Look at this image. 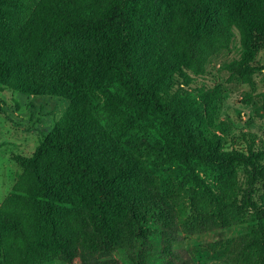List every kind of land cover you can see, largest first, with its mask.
<instances>
[{
    "label": "trees",
    "instance_id": "obj_1",
    "mask_svg": "<svg viewBox=\"0 0 264 264\" xmlns=\"http://www.w3.org/2000/svg\"><path fill=\"white\" fill-rule=\"evenodd\" d=\"M176 2L0 0V85L73 102L0 207V264H264V140L223 150L222 95L191 76L234 27L264 46V0Z\"/></svg>",
    "mask_w": 264,
    "mask_h": 264
},
{
    "label": "rangeland",
    "instance_id": "obj_2",
    "mask_svg": "<svg viewBox=\"0 0 264 264\" xmlns=\"http://www.w3.org/2000/svg\"><path fill=\"white\" fill-rule=\"evenodd\" d=\"M172 5L173 17L178 22L182 19V9L176 0H172ZM187 24L190 25L191 21L187 20ZM233 32L230 47L212 57L202 75H191L194 88H205L222 95L216 119L217 124H226V132L220 133L223 150L243 149L251 140L257 143L264 140V110L261 108V95L264 92V46L247 50L242 45L239 29L234 27ZM244 54L255 69L249 76L248 83L238 76H232L227 69L228 64L241 59ZM72 103L70 99L51 92L24 93L0 85V207L23 173L22 162L34 155ZM241 232L240 228L234 227L225 230L224 234L226 239H237ZM189 238L185 239L183 247H201L215 236ZM198 262L232 264L219 250H202ZM75 264L82 263L76 259Z\"/></svg>",
    "mask_w": 264,
    "mask_h": 264
}]
</instances>
